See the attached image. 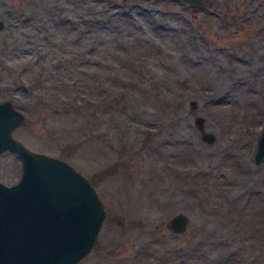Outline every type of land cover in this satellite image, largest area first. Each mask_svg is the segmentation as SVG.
<instances>
[{
  "label": "rangeland",
  "instance_id": "1",
  "mask_svg": "<svg viewBox=\"0 0 264 264\" xmlns=\"http://www.w3.org/2000/svg\"><path fill=\"white\" fill-rule=\"evenodd\" d=\"M203 1L0 0V101L25 116L13 136L88 177L105 208L77 264H264V0ZM120 8L131 17L100 21ZM124 41L141 49L129 65ZM82 70L84 89L58 84ZM20 171L0 154L2 182Z\"/></svg>",
  "mask_w": 264,
  "mask_h": 264
},
{
  "label": "water",
  "instance_id": "2",
  "mask_svg": "<svg viewBox=\"0 0 264 264\" xmlns=\"http://www.w3.org/2000/svg\"><path fill=\"white\" fill-rule=\"evenodd\" d=\"M201 6L203 0H178ZM5 23L0 19V30ZM197 106L191 101V108ZM25 120L11 101H0V154L12 152L21 163L20 177L13 184L0 180V264H77L93 247L105 208L95 187L67 161L31 150L12 132ZM203 139L205 119L195 117ZM251 159L264 160V126ZM188 217L177 213L169 220L174 232L186 229Z\"/></svg>",
  "mask_w": 264,
  "mask_h": 264
},
{
  "label": "trees",
  "instance_id": "3",
  "mask_svg": "<svg viewBox=\"0 0 264 264\" xmlns=\"http://www.w3.org/2000/svg\"><path fill=\"white\" fill-rule=\"evenodd\" d=\"M106 13V14H105ZM104 14H102L100 21L101 22H105V21H113L114 19H129L131 16L129 15V13L125 12L123 10V8L119 9V13L115 12L113 14H109L108 12H105ZM139 19L140 15H134V19ZM98 19V18H97ZM112 43V42H110ZM123 46L117 45L115 46V49L117 48L118 53L114 56L118 57V59H121V62L124 63L125 65H129V63H132L134 59H138L139 54H141V49L135 48V45H128L127 41H124ZM103 45V44H101ZM100 47V46H99ZM122 48V49H121ZM84 60V59H82ZM115 60V59H114ZM114 60H109L111 63L114 62ZM76 61L77 63V59L73 60V62ZM87 62L85 63H80V67H85L87 64ZM82 64H84L83 66H81ZM87 75V73L85 71H81L77 74L76 78H71L70 81H67V77H65L66 75H63L62 77L57 79V82L60 86H69L72 87L74 86V88H76V90H79L81 88H83L82 86L83 83H85L83 76L85 77ZM88 76V75H87ZM64 79L66 81H64ZM87 83V81H86ZM84 89V88H83ZM91 89V88H90ZM200 182V181H195V183ZM198 185H200L198 183ZM197 185V186H198Z\"/></svg>",
  "mask_w": 264,
  "mask_h": 264
},
{
  "label": "flooded vegetation",
  "instance_id": "4",
  "mask_svg": "<svg viewBox=\"0 0 264 264\" xmlns=\"http://www.w3.org/2000/svg\"><path fill=\"white\" fill-rule=\"evenodd\" d=\"M5 153V152H4ZM2 154V153H1Z\"/></svg>",
  "mask_w": 264,
  "mask_h": 264
}]
</instances>
